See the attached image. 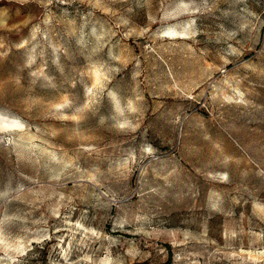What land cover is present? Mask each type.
Segmentation results:
<instances>
[{
    "label": "rangeland",
    "instance_id": "obj_1",
    "mask_svg": "<svg viewBox=\"0 0 264 264\" xmlns=\"http://www.w3.org/2000/svg\"><path fill=\"white\" fill-rule=\"evenodd\" d=\"M0 264H264V0H0Z\"/></svg>",
    "mask_w": 264,
    "mask_h": 264
},
{
    "label": "bare ground",
    "instance_id": "obj_2",
    "mask_svg": "<svg viewBox=\"0 0 264 264\" xmlns=\"http://www.w3.org/2000/svg\"><path fill=\"white\" fill-rule=\"evenodd\" d=\"M0 125L2 127H6L7 129H19L21 127V123L15 119L3 120L0 121Z\"/></svg>",
    "mask_w": 264,
    "mask_h": 264
}]
</instances>
